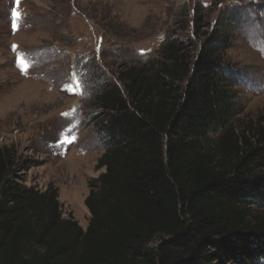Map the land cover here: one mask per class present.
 Returning a JSON list of instances; mask_svg holds the SVG:
<instances>
[{
	"label": "trees",
	"instance_id": "obj_1",
	"mask_svg": "<svg viewBox=\"0 0 264 264\" xmlns=\"http://www.w3.org/2000/svg\"><path fill=\"white\" fill-rule=\"evenodd\" d=\"M250 9L214 23L197 9L160 58L92 88L105 170L86 229L0 147V264H264V118L238 124L247 73L227 53Z\"/></svg>",
	"mask_w": 264,
	"mask_h": 264
},
{
	"label": "rangeland",
	"instance_id": "obj_2",
	"mask_svg": "<svg viewBox=\"0 0 264 264\" xmlns=\"http://www.w3.org/2000/svg\"><path fill=\"white\" fill-rule=\"evenodd\" d=\"M256 2L264 0H0V147L16 152L19 182L58 188L64 216L86 229L89 182L105 170L97 169L104 149L92 88L119 84L121 68L160 58L169 31L190 35L197 9L214 23L251 5L253 19L227 53L247 73L238 124L264 118V13ZM14 13L22 15L15 32ZM20 54L31 65L26 74Z\"/></svg>",
	"mask_w": 264,
	"mask_h": 264
},
{
	"label": "snow or ice",
	"instance_id": "obj_3",
	"mask_svg": "<svg viewBox=\"0 0 264 264\" xmlns=\"http://www.w3.org/2000/svg\"><path fill=\"white\" fill-rule=\"evenodd\" d=\"M19 2V0H17V3ZM22 19V15L19 13H14L12 20H13V31L15 32L16 30H18V21H20ZM17 48V46H13V50L15 51ZM17 66L21 68V71L24 72L25 74L27 73V70L29 67H31L30 63L28 62V60L26 59L24 54H20L17 58ZM67 90V88L65 89ZM79 127V126H77ZM75 129H69L68 130V135H71V132L74 131ZM77 138L76 137H72L71 140L69 139H62L60 141L61 144L63 143H73Z\"/></svg>",
	"mask_w": 264,
	"mask_h": 264
}]
</instances>
